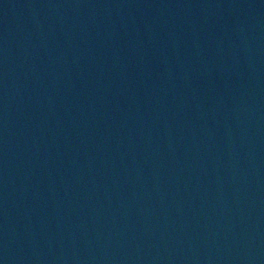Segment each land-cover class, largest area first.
Here are the masks:
<instances>
[{
    "label": "water",
    "instance_id": "obj_1",
    "mask_svg": "<svg viewBox=\"0 0 264 264\" xmlns=\"http://www.w3.org/2000/svg\"><path fill=\"white\" fill-rule=\"evenodd\" d=\"M0 264H264V0H0Z\"/></svg>",
    "mask_w": 264,
    "mask_h": 264
}]
</instances>
